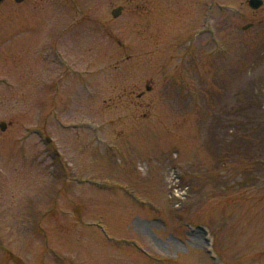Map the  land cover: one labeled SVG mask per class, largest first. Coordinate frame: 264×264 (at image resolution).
I'll return each instance as SVG.
<instances>
[{
    "label": "rangeland",
    "instance_id": "1",
    "mask_svg": "<svg viewBox=\"0 0 264 264\" xmlns=\"http://www.w3.org/2000/svg\"><path fill=\"white\" fill-rule=\"evenodd\" d=\"M2 121L0 264H264V0L3 3Z\"/></svg>",
    "mask_w": 264,
    "mask_h": 264
},
{
    "label": "flooded vegetation",
    "instance_id": "2",
    "mask_svg": "<svg viewBox=\"0 0 264 264\" xmlns=\"http://www.w3.org/2000/svg\"><path fill=\"white\" fill-rule=\"evenodd\" d=\"M30 0H20V1H16V0H0V5H2L3 3H6V2H8L9 3V7L11 6L12 8H15L16 6H17V8L19 7L20 9H21V7L23 8L24 7V5L27 3V2H29ZM15 3V4H14ZM121 7V12H122V10H123V7L122 6H120ZM32 8H34V7H32ZM225 8L226 9H230V7H228V6H225ZM28 12H30L29 11V9H28ZM22 14H23V12H22ZM24 17V16H23ZM28 19H29V17H28ZM33 19H35L36 21H34V23L33 24H35L37 21H38V19L39 18H37L36 16H33ZM24 21V20H23ZM22 21V23L20 24L19 22H17V24H18V26L16 27V31H15V33H14V31L13 32H11V34L12 35H14V34H18V36L19 35H23L22 33L23 32H25L24 30L29 26H27L26 25V22H23ZM25 23V24H24ZM33 24H30V25H33ZM252 26V23L251 24H248V26ZM204 32H206V30L204 31ZM201 32L200 31H196L194 34H193V36H197V35H199ZM207 33H208V35H209V37H210V39H212V40H215V37H216V27L214 26V25H212L211 26V28L207 31ZM51 39H54V38H52L51 37ZM50 39V40H51ZM43 47H44V44H43ZM43 47L40 49V52H42V49H43ZM49 52L47 53V56H52V58H53V60H54V62H59L62 66H64V67H68V64H67V62H66V60L63 58V56H62V53L60 52V50H58L57 49V43L54 41V42H51V43H49ZM40 52H39V54H38V58L40 57ZM39 60V59H38ZM51 61H52V59H51ZM151 86H148L147 85V87H146V91H150L151 90ZM143 96V92H141V93H139L138 94V97L139 98H141ZM49 140V139H48Z\"/></svg>",
    "mask_w": 264,
    "mask_h": 264
},
{
    "label": "water",
    "instance_id": "3",
    "mask_svg": "<svg viewBox=\"0 0 264 264\" xmlns=\"http://www.w3.org/2000/svg\"><path fill=\"white\" fill-rule=\"evenodd\" d=\"M16 1H20V0H16ZM263 1L262 0H248V5L252 8V9H258L261 5H262ZM121 12V7H116L112 10L111 14L116 17L120 14ZM7 127V123L5 122H0V130H5Z\"/></svg>",
    "mask_w": 264,
    "mask_h": 264
}]
</instances>
